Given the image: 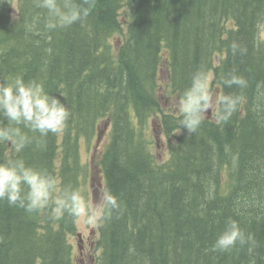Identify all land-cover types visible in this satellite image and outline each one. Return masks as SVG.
I'll return each mask as SVG.
<instances>
[{"label": "trees", "instance_id": "trees-1", "mask_svg": "<svg viewBox=\"0 0 264 264\" xmlns=\"http://www.w3.org/2000/svg\"><path fill=\"white\" fill-rule=\"evenodd\" d=\"M48 18L34 0H0V83L36 81L71 116L56 135L25 129L32 143L19 154L0 143V163L21 158L81 192V139L108 121L101 164L122 211L101 222L100 264H264V0H93L83 23L48 30ZM234 41L246 52L234 54ZM201 68L240 103L226 124L206 114L190 134L177 104ZM232 73L247 86L225 87ZM157 129L170 138L167 158ZM76 220L0 200V264H74ZM229 221L250 241L213 251Z\"/></svg>", "mask_w": 264, "mask_h": 264}, {"label": "clouds", "instance_id": "clouds-1", "mask_svg": "<svg viewBox=\"0 0 264 264\" xmlns=\"http://www.w3.org/2000/svg\"><path fill=\"white\" fill-rule=\"evenodd\" d=\"M34 2L36 7L47 10L49 18L45 27L54 30L83 23L92 11L93 0H84L83 3H77V0ZM17 16L13 19L16 20ZM231 49L234 54L237 51L242 54L246 52L235 41ZM223 85L243 89L247 86V80L232 73L223 78ZM239 103V96L217 94L210 87L207 70L201 68L193 74L190 86L178 101L181 116L179 128L187 129L190 134L196 133L209 111H214L217 124H226L237 111ZM70 116L68 106L36 81L25 82L23 78L17 77L0 83V118L8 122L6 126H0V143L10 144L15 154L21 153L32 143L25 129L39 133L40 137H47L50 133L56 135L64 131ZM5 199L10 206L23 208L28 213L52 209L56 218L67 215L83 219L93 227L100 226L113 212L122 211L117 198L110 191L99 193V203L94 209L79 190L71 186L59 187L56 176L26 165L21 158H10L0 163V200ZM250 239L235 221H229L214 242L212 250L227 251L237 244L248 243Z\"/></svg>", "mask_w": 264, "mask_h": 264}, {"label": "rangeland", "instance_id": "rangeland-1", "mask_svg": "<svg viewBox=\"0 0 264 264\" xmlns=\"http://www.w3.org/2000/svg\"><path fill=\"white\" fill-rule=\"evenodd\" d=\"M18 7H14V16H17ZM122 31L116 34L112 41L114 43L120 42V39L125 37L124 33L127 30V22L125 18H122ZM259 39L264 41V19L259 25ZM166 55V53H164ZM167 71L161 76V83L167 84ZM210 78V87L221 94V89L217 84L212 83L214 74L213 72L209 73ZM166 96H174L173 98L169 97V100L176 104L175 95L169 94V91L165 89L164 101L166 102ZM165 104L167 110L171 109L172 103ZM214 111L208 113V115H214ZM111 125L108 121H102L99 125L96 133L89 139H81V160L88 167V172L86 178H84L81 193L85 199L93 204L95 209L99 203V193L107 190L105 175L101 164V159L103 153L107 147V144L110 139ZM176 133H179L178 131ZM156 142H157V151L160 158L169 157V141L170 138L166 136L165 132L162 129H157L152 132ZM175 140V137H171V142ZM76 231L70 236V242L72 244L73 250V259L74 264H100L101 248L99 245L100 238V226L93 227L86 224L83 219L76 220ZM80 234V235H79Z\"/></svg>", "mask_w": 264, "mask_h": 264}, {"label": "bare ground", "instance_id": "bare-ground-1", "mask_svg": "<svg viewBox=\"0 0 264 264\" xmlns=\"http://www.w3.org/2000/svg\"><path fill=\"white\" fill-rule=\"evenodd\" d=\"M260 25V24H259Z\"/></svg>", "mask_w": 264, "mask_h": 264}, {"label": "water", "instance_id": "water-1", "mask_svg": "<svg viewBox=\"0 0 264 264\" xmlns=\"http://www.w3.org/2000/svg\"><path fill=\"white\" fill-rule=\"evenodd\" d=\"M80 235V234H79Z\"/></svg>", "mask_w": 264, "mask_h": 264}]
</instances>
